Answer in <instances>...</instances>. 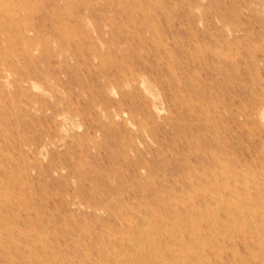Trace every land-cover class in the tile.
Wrapping results in <instances>:
<instances>
[{"label":"rangeland","instance_id":"obj_1","mask_svg":"<svg viewBox=\"0 0 264 264\" xmlns=\"http://www.w3.org/2000/svg\"><path fill=\"white\" fill-rule=\"evenodd\" d=\"M0 264H264V0H0Z\"/></svg>","mask_w":264,"mask_h":264},{"label":"bare ground","instance_id":"obj_2","mask_svg":"<svg viewBox=\"0 0 264 264\" xmlns=\"http://www.w3.org/2000/svg\"><path fill=\"white\" fill-rule=\"evenodd\" d=\"M158 109H160V108H158ZM7 170V169H6ZM249 174V173H248ZM21 178H23V177H21ZM23 181V180H22ZM118 216V215H117ZM116 217V216H115ZM126 229V228H125ZM137 231V230H136ZM152 233V232H151ZM168 235V234H167ZM142 243V242H141ZM129 246V245H128ZM263 246V245H262ZM155 248V247H154ZM252 248V247H251ZM123 252V251H122ZM118 255V254H117ZM155 256V255H154ZM51 263V262H50Z\"/></svg>","mask_w":264,"mask_h":264}]
</instances>
